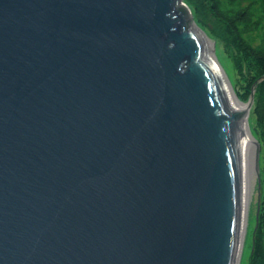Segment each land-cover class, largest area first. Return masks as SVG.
Instances as JSON below:
<instances>
[{
    "label": "water",
    "instance_id": "water-1",
    "mask_svg": "<svg viewBox=\"0 0 264 264\" xmlns=\"http://www.w3.org/2000/svg\"><path fill=\"white\" fill-rule=\"evenodd\" d=\"M181 3L0 0V264L235 263L245 134Z\"/></svg>",
    "mask_w": 264,
    "mask_h": 264
},
{
    "label": "trees",
    "instance_id": "trees-1",
    "mask_svg": "<svg viewBox=\"0 0 264 264\" xmlns=\"http://www.w3.org/2000/svg\"><path fill=\"white\" fill-rule=\"evenodd\" d=\"M200 28L223 43L237 97L247 102L262 157L256 225L248 264H264V0H185Z\"/></svg>",
    "mask_w": 264,
    "mask_h": 264
},
{
    "label": "bare ground",
    "instance_id": "bare-ground-1",
    "mask_svg": "<svg viewBox=\"0 0 264 264\" xmlns=\"http://www.w3.org/2000/svg\"><path fill=\"white\" fill-rule=\"evenodd\" d=\"M192 28L197 30L196 32L200 35L201 39L203 40V46L204 50L203 53L208 59L209 63L215 68L217 74L220 76V81H221V88L223 89L225 95L227 96L229 102L233 106V108L236 110L238 113L244 134H245V139H246V147H247V154H248V176H249V201L247 205V210L245 214V219L243 223V228L241 232V237L238 245V250L236 254V259L234 264H239V259H240V253H241V246L243 245L244 237H245V232H246V225H247V213H248V208H249V203L251 201V198L253 196V186L255 181L258 180V176L256 174V165H255V155H256V149H257V144L258 140L256 136L252 133L251 131V121L248 116L246 119L243 112L247 109L248 103L245 101L240 100L235 91L234 88L231 85V81L229 77L227 76L226 72L224 71L223 67L221 66L219 59L217 56L214 54V43L202 32H200L196 26L192 24ZM221 56L223 60H225L224 55L221 53ZM219 57V56H218ZM261 159V154L259 155V161ZM259 170H261V164L259 163ZM260 176V174H259ZM261 179V176H260Z\"/></svg>",
    "mask_w": 264,
    "mask_h": 264
},
{
    "label": "rangeland",
    "instance_id": "rangeland-1",
    "mask_svg": "<svg viewBox=\"0 0 264 264\" xmlns=\"http://www.w3.org/2000/svg\"><path fill=\"white\" fill-rule=\"evenodd\" d=\"M181 2H182L181 4H185L189 10L186 14L188 27L192 28V24L194 25V23H195L200 28V26L195 21V18L192 15V10L188 6L186 1L181 0ZM203 32H205V31H203ZM205 35L214 43V54L219 59L218 62H220L221 66L223 67L224 71L226 72L227 76L229 77V79L231 81L230 83L233 87L235 73H234V69H233L231 60L228 58L227 54L224 51L223 43L214 37L208 36V34H206V33H205ZM221 53L224 55L225 60H223ZM248 116H249L250 121H251V131L254 134V132L252 130L253 126H254V118L251 115V112H249ZM260 154H261V151H260ZM259 163L260 164L262 163V157H261ZM262 192H263V190L261 189V187L260 188L258 187V181H255L254 186H253V196H252L251 201L249 203V208H248V213H247L248 219H247V225H246V232H245L243 245L241 246L239 264H248L249 263V258H250L251 249H252V236H253V231H254V228L256 225V219H257V214H258V203H259L258 201L261 198ZM258 195H259V198H258Z\"/></svg>",
    "mask_w": 264,
    "mask_h": 264
}]
</instances>
